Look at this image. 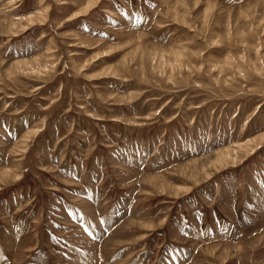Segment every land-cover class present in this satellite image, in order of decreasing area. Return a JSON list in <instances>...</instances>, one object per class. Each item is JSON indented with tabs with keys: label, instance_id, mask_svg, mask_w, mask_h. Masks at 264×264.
I'll return each mask as SVG.
<instances>
[{
	"label": "rangeland",
	"instance_id": "1",
	"mask_svg": "<svg viewBox=\"0 0 264 264\" xmlns=\"http://www.w3.org/2000/svg\"><path fill=\"white\" fill-rule=\"evenodd\" d=\"M95 1L0 0V264H264V0Z\"/></svg>",
	"mask_w": 264,
	"mask_h": 264
},
{
	"label": "bare ground",
	"instance_id": "2",
	"mask_svg": "<svg viewBox=\"0 0 264 264\" xmlns=\"http://www.w3.org/2000/svg\"><path fill=\"white\" fill-rule=\"evenodd\" d=\"M98 1H100V0H96L94 3H98ZM94 3H93V2H92V3L89 2V4H87V6L85 7L84 11H87V10H89L93 5H96V4H94ZM35 20H36V19L31 20L30 23L33 24V23L35 22Z\"/></svg>",
	"mask_w": 264,
	"mask_h": 264
}]
</instances>
